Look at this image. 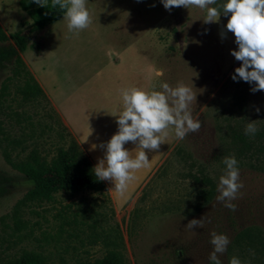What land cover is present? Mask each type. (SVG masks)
I'll return each mask as SVG.
<instances>
[{
	"label": "rangeland",
	"instance_id": "obj_1",
	"mask_svg": "<svg viewBox=\"0 0 264 264\" xmlns=\"http://www.w3.org/2000/svg\"><path fill=\"white\" fill-rule=\"evenodd\" d=\"M19 1L0 0V26L8 36L28 37L20 55L46 97L23 100L18 91L23 83L16 80L0 118L13 135L36 132L28 147L37 144L54 153L65 127L96 166L106 153L99 145L118 131L112 114L122 110V90H161L162 82L192 88L197 98L190 108L202 127L183 140L170 129L168 143L146 150L150 166L135 173L123 195L105 180L108 188L102 192H59L52 202L20 208L16 202L31 183L5 161L0 147V171L12 179L0 197V253L14 257L28 250L41 253L48 264H85L103 257L116 241L127 264H211L215 231L230 238L226 252L218 254L221 264L233 256L242 264H264V153L261 158L240 154L233 139L251 120L257 129L264 126V90L252 92L254 83L232 79L242 62L231 54L238 50L226 29L231 14L206 24V10L195 6L169 12L161 0H87L92 22L86 29L70 32L63 16L32 31ZM1 45L14 42L9 37ZM12 67L9 63L0 71V91ZM136 147L125 144L129 151ZM226 156L238 160L243 182L232 201L235 211L217 200ZM202 171L214 179L217 192L195 211L202 186L195 176ZM202 217L203 228H186L189 220Z\"/></svg>",
	"mask_w": 264,
	"mask_h": 264
},
{
	"label": "clouds",
	"instance_id": "obj_2",
	"mask_svg": "<svg viewBox=\"0 0 264 264\" xmlns=\"http://www.w3.org/2000/svg\"><path fill=\"white\" fill-rule=\"evenodd\" d=\"M34 2L38 6L48 7V0ZM161 2L169 12L174 7L190 9L195 6L206 10L203 19L206 24L218 22L222 13H230L226 29L234 34L235 43L238 45V50L233 49L231 54L242 62L241 66L235 69L232 79L254 83L252 92L264 90V0H227L223 5L216 7L211 5H216L217 0ZM86 5L87 0H52V7L58 6L63 11L70 32L84 30L91 24V14ZM156 75L163 76V72ZM159 88L161 90H155V86L151 91L136 87L122 90V110L112 114L117 117L118 131L106 145H99L101 148L106 147V153L94 167L95 177L100 181H113L114 189L121 195L136 179L135 173L150 166L147 151H157L161 144L168 143L170 129L174 130L177 139L183 140L189 133H196L202 127V122L193 118L190 108L197 98L191 87L179 83L173 88L167 82H162ZM255 110L259 112L260 108ZM257 131L255 120H251L245 128V133L254 136ZM128 142L136 144L135 149L139 151L126 149L125 144ZM223 163L226 165V172L219 178L220 194L217 200L222 202L224 207L235 211L237 206L232 201L237 198L239 190L243 187L238 160L235 156H226ZM204 223V217L194 218L185 226L192 230L203 228ZM210 235L213 250L209 254V261L211 264H221L218 254L226 252L230 238L215 231ZM229 264H242V261L233 256Z\"/></svg>",
	"mask_w": 264,
	"mask_h": 264
},
{
	"label": "trees",
	"instance_id": "obj_3",
	"mask_svg": "<svg viewBox=\"0 0 264 264\" xmlns=\"http://www.w3.org/2000/svg\"><path fill=\"white\" fill-rule=\"evenodd\" d=\"M20 6L27 11L32 23V31H40L60 20L64 13L59 7H52V0H48V7L38 6L34 0H20ZM9 37L14 45H1ZM28 48V37L22 32H14L8 36L0 26V71L9 63L13 65L12 73L2 83L0 91V112L2 105L10 95V86L21 80L18 91L25 101H34L39 96L46 97L43 88L27 69L20 55ZM13 115L12 113L8 114ZM20 118V114L16 112ZM5 120L0 118V147L5 161L21 173L26 181L31 183L25 194L16 202V207H25L32 204L52 202L59 192L75 195L82 191L102 192L107 189L104 181L97 180L94 174V164L80 144L66 132L64 127L58 135L62 143L55 147L54 153L43 152L41 147L34 144L28 147V139L35 138L36 132L21 136L13 135L5 127ZM42 130L40 135L44 134ZM39 135V136H40ZM68 138V144L65 143ZM234 143L238 145L240 154L245 153L258 158L264 153V126L258 129L255 135L236 131L233 133ZM30 148V149H29ZM29 149V150H28ZM16 151V154L13 153ZM25 153V154H24ZM22 154H24L22 156ZM202 186L197 191L198 200L195 202V211H200L216 195L217 186L212 177L201 172V177L195 176ZM12 179L0 171V197L8 191V183ZM114 248L94 261L85 264H127L124 252L118 248L116 241H112ZM0 264H48L46 258L38 252L24 250L14 257H6L0 253Z\"/></svg>",
	"mask_w": 264,
	"mask_h": 264
},
{
	"label": "crops",
	"instance_id": "obj_4",
	"mask_svg": "<svg viewBox=\"0 0 264 264\" xmlns=\"http://www.w3.org/2000/svg\"><path fill=\"white\" fill-rule=\"evenodd\" d=\"M107 188H108V186H107Z\"/></svg>",
	"mask_w": 264,
	"mask_h": 264
}]
</instances>
